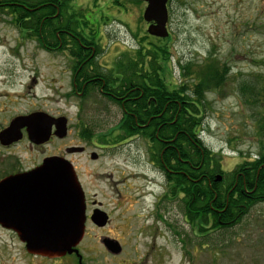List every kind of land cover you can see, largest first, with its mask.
Wrapping results in <instances>:
<instances>
[{
  "label": "rangeland",
  "instance_id": "1",
  "mask_svg": "<svg viewBox=\"0 0 264 264\" xmlns=\"http://www.w3.org/2000/svg\"><path fill=\"white\" fill-rule=\"evenodd\" d=\"M72 4L88 21L84 34L95 37L100 63L113 72L118 61L121 65L126 57H136L143 38L157 42L143 19L146 0H72ZM168 12L169 36L162 39L171 53L164 64V78L171 87L191 81L190 77L194 80L192 73L212 63L228 67L224 84L206 90L200 136L230 179L236 166L257 161L263 152L264 0H170ZM74 61L67 50L43 48L37 39L24 35L9 14L0 12L3 109L70 114L72 148L82 151L72 152L67 159L88 197L103 202L113 219L106 231H93L95 226L90 224L91 238L86 243H98L107 235L125 245L121 255L105 256L102 251L95 264L129 263L151 246L156 256L165 257V264H264V202L225 229L206 224L208 231L200 232L198 222L193 225L185 214L184 194L172 195L168 179L156 166L150 139L120 129L131 123L118 124V107L97 96L65 98L70 93ZM188 65L191 75L183 78L182 67ZM248 85L255 87L249 88L253 94ZM105 105L107 111L95 116ZM85 129L94 135L92 139L84 136ZM107 137L108 143L104 142ZM116 196L122 197L118 204ZM0 264H35L18 237L2 227Z\"/></svg>",
  "mask_w": 264,
  "mask_h": 264
},
{
  "label": "trees",
  "instance_id": "2",
  "mask_svg": "<svg viewBox=\"0 0 264 264\" xmlns=\"http://www.w3.org/2000/svg\"><path fill=\"white\" fill-rule=\"evenodd\" d=\"M72 5V0H0V12L9 14L20 31L37 39L43 48L61 52L67 50L75 61H83L81 53L99 50L95 37L84 34V28L89 25L82 19V10L74 9ZM155 38L157 42H146L147 37L143 38L140 47L135 50V64L127 67L133 68L132 71H120L119 74L130 78L128 82L133 76L137 85L150 82L153 87L157 86L151 91L147 89V93L151 92L150 96L157 100L152 102L149 113L157 115L166 112L168 122L157 121L154 117L146 127L130 122L131 125L123 124L120 129L129 135L143 134L150 139L158 154L161 149L167 148L165 172L172 195L178 192L184 194L185 214L193 225L198 222L200 232L208 231L204 227L206 224H211L212 229H225L238 222L254 205L264 202V146L262 161L239 164L231 178L227 179L217 156L207 148L200 133L206 90L220 88L224 84L228 67L224 65L221 69L217 62L212 63L192 73L194 80L190 77L191 81L186 79L183 84L171 87V83L164 78L167 68L164 64L171 53L164 42L166 38ZM120 63L121 60L116 63V69L125 68ZM78 67L79 64L74 67L75 72ZM190 67H182L183 78L191 75ZM108 75L112 78L110 83L114 84L117 74L110 71ZM249 88L253 90L255 87L248 85ZM241 89L244 90V87ZM249 92L253 94L251 89ZM86 129L84 136L92 139L94 135ZM103 136L111 134L100 137ZM106 140L104 142L108 143V137ZM218 173H222L220 182L216 181ZM228 196L233 209L217 212V206L225 208Z\"/></svg>",
  "mask_w": 264,
  "mask_h": 264
},
{
  "label": "flooded vegetation",
  "instance_id": "3",
  "mask_svg": "<svg viewBox=\"0 0 264 264\" xmlns=\"http://www.w3.org/2000/svg\"><path fill=\"white\" fill-rule=\"evenodd\" d=\"M80 56L82 57L83 61H74L75 63L71 64L72 75L70 77V93L68 94V97L65 95L67 100H70L73 96H77L81 100H86L97 96L109 106H116L120 109L121 117L118 120V124L124 122H134L135 124H138L137 126L143 128L146 127L154 117L157 121L163 123L168 122L169 117L168 114H165L166 112H162L161 114L157 115H152L149 113L151 112L152 102H156L157 100L150 96L151 92L147 93V89L151 91L152 88L157 89V86L153 87L150 82L146 83L145 85H137L134 82L135 78L133 76L131 77V80L127 82L126 77H123L124 74H119V71H123L124 73H127V71L131 72L133 68L116 69L115 74L117 75H115V83L112 84L110 83L112 82V78L108 75L112 69L104 67L100 63V52H83L80 54ZM71 58L73 60L72 56ZM124 60V65L128 64L131 66L132 64H135L136 57L130 56L126 57ZM77 64H79L80 67H78V70L75 72L74 67ZM80 71H82V73H79ZM87 103L89 102H86V104ZM86 104L84 103L82 106L84 107ZM166 105L167 104H165V106ZM2 106L6 108V104L0 103V182L15 177L20 178L22 176L24 178L26 174L31 173L38 166H40L45 158L51 156H60L67 159V155H72V152L69 151V149H72L73 130L70 114L52 115L47 113L55 119L64 117L66 120V132L64 136H60L57 129V124L53 121L48 130L49 137L47 140L42 143H35L30 139L28 125L25 124V120H21V118L34 112H40L41 110L32 112H14L11 110H4ZM107 106L105 105L99 107L95 116L100 112H106ZM9 112L10 114H7ZM22 146H25V148H22ZM151 149L152 156L156 161V166L167 179L165 172L167 168V163L165 161L167 159V148L165 147L161 149L159 154L156 152L153 146ZM257 159L259 160L261 157ZM262 166L264 167L263 161ZM260 170L261 169L258 171ZM81 185L86 198V230L82 241L71 253L54 257L32 254L27 251L26 244L20 240V233L18 231L11 227L0 225V227H2L5 231L18 237L27 257L31 259V261L35 262V264H95L100 262L98 261L99 258L97 257L102 251L103 255L105 256H116L124 253L125 245L123 243H119L117 239L108 237L107 235L101 236L98 239V243H95L96 241L94 240V243H86L88 239L91 238L89 235L90 229L88 228L90 224L95 226L91 229L93 231H106L107 228L111 226L113 219L112 213L107 210L103 202H100L93 197H88L82 182ZM121 199V196H116L115 204H118ZM4 201L6 202L5 209L7 213L11 212L18 219L20 218V224L22 226L27 228L31 227L33 224L32 216H34L35 209L34 190L25 189L24 187L21 188L18 184L17 187H12L5 193ZM114 208H118V205H115ZM95 209H100L106 212L108 220L104 226H97L92 222L91 216ZM228 209H233L229 196L226 198L225 208L219 209L217 206L215 210L217 212L223 213ZM114 244H117L119 248L118 251L113 248ZM138 257L139 259H132L129 263L125 264H165V257L163 258L161 254L156 256L154 254L153 246H151L149 251H146L140 255L138 254ZM148 257H153V259L150 260ZM124 262L126 261H122L120 264H124Z\"/></svg>",
  "mask_w": 264,
  "mask_h": 264
},
{
  "label": "water",
  "instance_id": "4",
  "mask_svg": "<svg viewBox=\"0 0 264 264\" xmlns=\"http://www.w3.org/2000/svg\"><path fill=\"white\" fill-rule=\"evenodd\" d=\"M143 19L149 24L147 31L158 38L169 36V0H146ZM29 136L35 143H42L49 137V128L56 122L60 136L66 132L64 117L53 118L45 112H34L24 116ZM82 151L80 147L69 149ZM97 158L96 153L91 154ZM218 175L216 181H221ZM34 190V216L32 225L27 228L20 224L11 212H6L5 193L12 187ZM86 198L82 185L72 162L60 156L45 158L43 163L23 178H12L0 182V225L18 231L20 240L26 244L27 251L42 256H62L71 253L82 241L86 230ZM97 226H104L108 216L105 211L95 209L91 216ZM114 243V242H113ZM112 243V244H113ZM119 250L117 244L113 245Z\"/></svg>",
  "mask_w": 264,
  "mask_h": 264
}]
</instances>
